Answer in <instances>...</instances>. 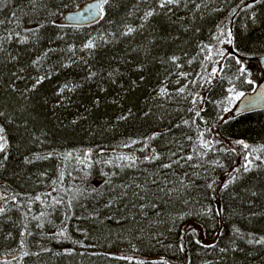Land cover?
Instances as JSON below:
<instances>
[{"label": "trees", "instance_id": "16d2710c", "mask_svg": "<svg viewBox=\"0 0 264 264\" xmlns=\"http://www.w3.org/2000/svg\"><path fill=\"white\" fill-rule=\"evenodd\" d=\"M89 1L0 0V264H264V0Z\"/></svg>", "mask_w": 264, "mask_h": 264}, {"label": "snow or ice", "instance_id": "6c2138e0", "mask_svg": "<svg viewBox=\"0 0 264 264\" xmlns=\"http://www.w3.org/2000/svg\"><path fill=\"white\" fill-rule=\"evenodd\" d=\"M261 0H254V3H260ZM109 3V0H100V3L98 5H91L90 7L95 9V8H99V13H100V16L102 17V15L104 14V5L108 4ZM176 3H179V0H161V3H160V7H165L167 5H171V4H176ZM253 5L252 4H249L247 5V7H252ZM94 14V13H93ZM153 13L151 11H149L148 13H146V16H151ZM133 31V29L131 27L128 28V33H131ZM221 35H223V33H221ZM227 42L229 44L232 43V39H231V33L229 32L228 33V40ZM86 48H92L94 47V44L92 42H89L88 44L85 45ZM221 56L223 55L222 53L220 54ZM173 61H175L177 58L173 57L172 58ZM208 59L211 60L212 57L211 55L209 54L208 56ZM240 61L237 60V63H239ZM217 74V69L213 68L212 69V72L209 74V77L205 79V83L207 84H211V78L214 77L215 75ZM96 73L95 72H92L90 73V77L91 76H95ZM111 75V73L109 74ZM43 80V77H41L40 79H38L36 81L37 84L41 83ZM67 87V86H65ZM64 89L61 88V92L63 91ZM179 91L182 93L184 92V88H180ZM162 93H163V90H162ZM244 93H237L236 94V98H239L240 96H243ZM197 102V100L194 98L192 103L195 104ZM197 115H199V112L196 113ZM5 133V130L2 126H0V153H3L4 156H3V160H6L7 159V147H8V141H7V137L6 135L4 134ZM203 133H200V139H199V146L201 148H204L206 150H211L212 148V142L211 141H206L203 139ZM237 143L239 144H242L244 146L245 149L249 148V145H247L246 143H244L243 141H237ZM261 151H264V149H261ZM69 155H71V153H69ZM251 156V153H248L246 156H245V160H246V163L243 165V168H244V171H249L251 169V165H252V159H255V160H260L261 157L260 156H255L253 157L252 159H249L248 157ZM193 157L192 156H188L187 159L188 160H191ZM3 160H0V165L3 164ZM165 167H170V165H165ZM234 172H240V168H236L234 169ZM236 177L235 176H232L231 179L229 180L228 183H231L233 180H235ZM55 183V182H54ZM228 183H225L223 185V188L226 189L228 187ZM209 188H212V185L209 184L208 185ZM48 195H51L50 193ZM36 199H40V197H36ZM62 201L58 200L56 201V203H61ZM4 209L3 208H0V212H3ZM211 212V209H208L207 212H204L202 214H205L207 215L208 213ZM222 212V209L220 210H217L216 212V215H220ZM41 216L44 215V213H41L40 214ZM34 219H39V217H34ZM60 235H63V233L61 232ZM258 243H264V239H261L259 241H257ZM197 243H200L199 241H197ZM181 250H183V246H181ZM223 251V249H222ZM162 264H166V262H162Z\"/></svg>", "mask_w": 264, "mask_h": 264}, {"label": "rangeland", "instance_id": "374dc122", "mask_svg": "<svg viewBox=\"0 0 264 264\" xmlns=\"http://www.w3.org/2000/svg\"><path fill=\"white\" fill-rule=\"evenodd\" d=\"M100 3V0H92L89 2H86L82 5H80L76 10H74L71 13L65 14V16L61 17V20L63 21H77V22H91L99 18V8H91V5H98ZM94 13V14H93ZM224 43V42H223ZM225 44V43H224ZM221 44V45H224ZM228 45V43H226ZM229 46H227V49ZM229 50V49H228ZM242 66L248 73V79L252 82L253 87H255L263 78V72L259 66V63L256 60H248L247 62L242 61ZM237 94V93H236ZM236 94L234 95V98H232L231 107L229 109V112L231 114V110L235 106L237 100L239 98H236Z\"/></svg>", "mask_w": 264, "mask_h": 264}, {"label": "water", "instance_id": "95a60500", "mask_svg": "<svg viewBox=\"0 0 264 264\" xmlns=\"http://www.w3.org/2000/svg\"><path fill=\"white\" fill-rule=\"evenodd\" d=\"M250 59L256 60L259 63L263 72V78L252 90L245 92L244 95L237 100L235 106L231 110L233 116L253 110L264 109V55L245 58V62Z\"/></svg>", "mask_w": 264, "mask_h": 264}]
</instances>
